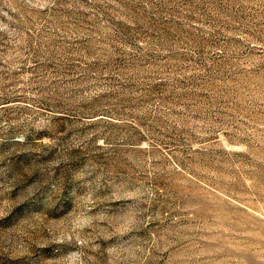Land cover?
Listing matches in <instances>:
<instances>
[{
  "label": "rangeland",
  "instance_id": "obj_1",
  "mask_svg": "<svg viewBox=\"0 0 264 264\" xmlns=\"http://www.w3.org/2000/svg\"><path fill=\"white\" fill-rule=\"evenodd\" d=\"M0 264H264V0H0Z\"/></svg>",
  "mask_w": 264,
  "mask_h": 264
}]
</instances>
